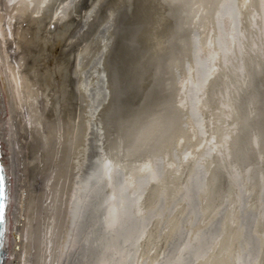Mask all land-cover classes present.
Instances as JSON below:
<instances>
[{
	"label": "bare ground",
	"instance_id": "obj_1",
	"mask_svg": "<svg viewBox=\"0 0 264 264\" xmlns=\"http://www.w3.org/2000/svg\"><path fill=\"white\" fill-rule=\"evenodd\" d=\"M1 264H264V0H0Z\"/></svg>",
	"mask_w": 264,
	"mask_h": 264
},
{
	"label": "water",
	"instance_id": "obj_2",
	"mask_svg": "<svg viewBox=\"0 0 264 264\" xmlns=\"http://www.w3.org/2000/svg\"><path fill=\"white\" fill-rule=\"evenodd\" d=\"M6 202L5 176L2 165L0 164V264L3 260L2 238L4 234V207Z\"/></svg>",
	"mask_w": 264,
	"mask_h": 264
}]
</instances>
